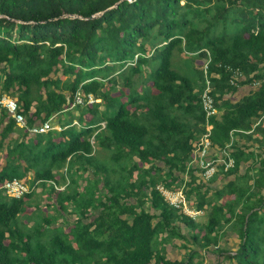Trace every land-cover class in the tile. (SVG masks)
<instances>
[{"label": "trees", "instance_id": "obj_1", "mask_svg": "<svg viewBox=\"0 0 264 264\" xmlns=\"http://www.w3.org/2000/svg\"><path fill=\"white\" fill-rule=\"evenodd\" d=\"M207 60L219 109L210 120L213 147L227 148L236 131L264 146V126L254 127L261 139L246 134L264 114V0H0V96L15 97L29 125L70 109L77 93L101 100L49 158L62 167L69 157L71 175L64 191L45 195L49 212L32 192L13 198L0 190V264H205L215 252V264H264V159L249 165L255 175L240 174L254 153L236 144L234 167L219 166L207 182L189 166L205 131ZM235 70L242 75L232 84ZM254 81L233 100L239 84ZM100 149L110 152L108 165ZM15 176L22 178L6 166L0 183ZM39 179L55 177L33 183ZM184 182L195 208L212 209L207 222L172 208L157 189ZM226 226L239 237L235 254L220 248ZM170 240L186 248L181 259L168 258Z\"/></svg>", "mask_w": 264, "mask_h": 264}, {"label": "crops", "instance_id": "obj_2", "mask_svg": "<svg viewBox=\"0 0 264 264\" xmlns=\"http://www.w3.org/2000/svg\"><path fill=\"white\" fill-rule=\"evenodd\" d=\"M196 61L198 64L201 62L199 59ZM255 86H258V84H252V86L243 83L239 84L237 90L232 94L231 97L233 100L238 101L249 92L250 87L254 88ZM114 94H116V92L112 93V95ZM94 103L99 104L101 103V100H96ZM92 106V104H81V107L71 106L70 109L65 107L63 111L53 113L47 119H43V115L41 118H36L31 125L27 123V126L33 127L34 125H38L48 120L53 128L45 133H37L34 135L26 133L22 127L15 123L12 129H9L7 127L8 122L10 120L13 121V119L6 113L5 109L0 106V171L6 166H8V169L15 167L17 174H20L23 180L26 181L29 187L32 189V194L39 193L48 196L51 192L54 193L56 191H64L68 187L67 185L70 184L69 181L71 175L68 173L69 170L67 165V162L70 158H67L66 164L62 167H58L57 164H53V166L50 165L49 158L51 154H54L58 150L60 151L67 148L69 137L63 135L67 128L73 126L77 131L85 128L86 122L92 117ZM35 108L36 106L34 105L31 111L32 113ZM99 109L103 110L104 104H102ZM253 119V128L252 130L246 132V134H253L254 137L261 139V133H259V131L255 132L254 127L258 123L259 125L264 126V114L255 116ZM238 133L239 132L237 131L231 133L232 142L229 149L231 151L234 150V147L237 144L236 146L243 147V150L246 154L251 152L254 153L253 157L248 159L247 164L241 163L239 171L240 174L244 175L250 170L252 171V174L255 175L256 170H253L251 167H249V165L253 164L255 161L258 162L257 166L260 165V162L264 159V146H260L261 144L259 141H246V139H243V137H241ZM12 153L14 154L13 156H11ZM97 154L98 150L96 152V156H98ZM210 156L214 159H217L220 157V151L213 147L210 151ZM48 173L54 175L55 179H50L48 181L39 179L33 183L35 177ZM63 178H65V180ZM236 182L237 184H245L243 178L239 176ZM224 183L225 181L223 180L222 175L219 174L213 187L214 189L219 190V188H221ZM85 184L86 181L80 182L78 191H81ZM182 188L184 189L185 193L186 182H184L183 185L177 189H168L170 191H175ZM191 197V195L186 197L188 202H190L188 205H190V208L197 209L194 207ZM199 211L200 213H198L196 218L193 219L196 221V223L207 222L212 213V209L209 207ZM164 237L165 233L161 235V238ZM238 243L239 237L236 231H234V229H232L230 226H226L224 230L220 232L219 244L225 255L236 252L239 247ZM166 252L168 254V258L181 259L187 250L184 248V246L182 247L180 241L170 240V243L167 244ZM218 255V252L211 253L209 255L210 258L205 260V264H215ZM225 260L226 259H224V261Z\"/></svg>", "mask_w": 264, "mask_h": 264}, {"label": "built area", "instance_id": "obj_3", "mask_svg": "<svg viewBox=\"0 0 264 264\" xmlns=\"http://www.w3.org/2000/svg\"><path fill=\"white\" fill-rule=\"evenodd\" d=\"M209 64V60H207L204 64L205 84L200 93L202 106L205 111V131L202 133L200 138L195 141V148L193 149L192 158L189 162V166H195L198 171H200V178L202 180H206V182L211 181L218 174L219 166H222L223 170L227 171L228 169L233 168L235 165L234 158L229 154L231 143H228L227 148H224L222 149V151H220V157H218L217 159H214L210 156V151L213 148L211 134L212 125L210 123V120L213 117L217 116L219 109L216 106L214 97L212 96L211 84L209 79L207 78ZM240 75H242V72L240 70L234 71V75L231 80L232 84L235 83ZM259 83L260 81H254L255 85ZM75 99L76 100L74 101L72 106H75L77 104H93L94 102H96V99H94L92 95H87V97H84L80 93L76 94ZM0 106L5 109L6 113L13 119L15 124L22 127V129H24L28 134L34 135L37 133H45L53 128L48 120L38 125H34L33 127H28L26 117L21 112L22 110L20 103L15 97L1 95ZM157 189L167 201L168 205L172 208H175L180 212H184L192 218H196L197 214L200 213L198 209L190 208V205H188V203L190 204V202H188L186 196H184L183 188L175 191H170L162 184H159L157 185ZM0 190H3L10 197L22 198L26 194L30 193L32 189L29 187L26 181L15 176L7 179L3 183H0ZM232 253L235 254L236 252Z\"/></svg>", "mask_w": 264, "mask_h": 264}, {"label": "rangeland", "instance_id": "obj_4", "mask_svg": "<svg viewBox=\"0 0 264 264\" xmlns=\"http://www.w3.org/2000/svg\"><path fill=\"white\" fill-rule=\"evenodd\" d=\"M173 63H174V67L176 68V69H178L179 71H182L183 72V70H182V68L181 67H178V66H180L179 65V63H178V61H177V56H175V54H174V57H173ZM185 71V70H184ZM186 72V71H185ZM187 73V72H186ZM196 78V77H195ZM141 88L142 87H139L138 88V90H141ZM98 159L99 160H101V162L102 163H104V164H106V165H108L109 163H110V159H109V156H110V152L109 151H106V150H103V149H100V150H98ZM112 175L114 176V177H117L118 175L116 174V173H112ZM0 194H3V193H0ZM184 196H185V193H184ZM32 198H31V200L32 201H35V200H37L40 204H41V210H42V212H49V208L46 206L45 207V202L47 201V197H46V199H45V195L44 194H39V193H35V194H33L32 196H31ZM35 204H33V206H34ZM34 208V207H33ZM33 208L31 209V208H29V210H32L33 211ZM20 222H21V224L22 225H25L24 227H31V226H28V224H27V222L28 221H30L27 217H24V216H22V214H21V216H20ZM32 223L30 222V225H31ZM66 231H68V229L66 230ZM233 254V253H232ZM228 257V256H227ZM178 259V258H177ZM228 263V260L226 259L222 264H227Z\"/></svg>", "mask_w": 264, "mask_h": 264}, {"label": "water", "instance_id": "obj_5", "mask_svg": "<svg viewBox=\"0 0 264 264\" xmlns=\"http://www.w3.org/2000/svg\"><path fill=\"white\" fill-rule=\"evenodd\" d=\"M109 9H111V8H109ZM109 9H107V10H109ZM102 14H100L99 16H101ZM99 16H97V17H99ZM95 16H92L91 18H94Z\"/></svg>", "mask_w": 264, "mask_h": 264}, {"label": "clouds", "instance_id": "obj_6", "mask_svg": "<svg viewBox=\"0 0 264 264\" xmlns=\"http://www.w3.org/2000/svg\"><path fill=\"white\" fill-rule=\"evenodd\" d=\"M16 177H18V176H16ZM20 178V177H19ZM23 180V179H22ZM3 191V190H2Z\"/></svg>", "mask_w": 264, "mask_h": 264}]
</instances>
